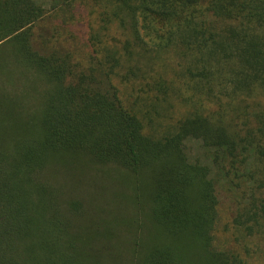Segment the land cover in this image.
Returning <instances> with one entry per match:
<instances>
[{
	"label": "trees",
	"instance_id": "16d2710c",
	"mask_svg": "<svg viewBox=\"0 0 264 264\" xmlns=\"http://www.w3.org/2000/svg\"><path fill=\"white\" fill-rule=\"evenodd\" d=\"M51 11L66 38L38 1L0 0V264H264V0Z\"/></svg>",
	"mask_w": 264,
	"mask_h": 264
},
{
	"label": "rangeland",
	"instance_id": "374dc122",
	"mask_svg": "<svg viewBox=\"0 0 264 264\" xmlns=\"http://www.w3.org/2000/svg\"><path fill=\"white\" fill-rule=\"evenodd\" d=\"M36 1H38L41 5H43L45 7V10L48 11L46 13V18H45L46 20L41 23L38 30L41 31V33H43L44 35H46V37H49L47 39H51L53 37L52 33L54 29H57V31L60 29L59 34L62 35L63 38H66V32L63 30L62 19L60 15L54 14L51 11V7L54 5V0H36ZM67 36L70 39L71 33L68 34ZM84 45H85V42H84ZM67 46H68V43L66 42V47ZM80 46H83V45L81 44ZM70 47L71 45L68 48ZM122 88L123 86H121V89ZM173 105L175 107L174 108L175 115L180 114V112L183 110L182 105L177 101ZM186 146H187V152H188L189 158L192 162H196L199 160L205 161L204 160L205 152L202 148L201 142L196 141V140H189L187 141ZM107 187L109 190V197L112 199H117L118 204L113 210L108 211L110 215H115V216L107 215L106 218L101 217L98 219V224L108 229L112 237L113 235L117 237V234L120 230L121 225L124 223L126 219H128L127 217H129V214H130V212L123 205V202H122L123 199H125L126 201L128 200L127 195L129 196V191L126 188V186L123 183H121L119 180L110 181ZM219 198L221 202L220 212L222 216V222L220 225V229L224 231L225 230L224 225L228 223L231 217H233V214L235 213L234 211L236 210V206L239 203L240 198L234 195L232 192H229L228 186H222L219 188ZM246 202H248V200ZM93 213L98 214L99 210H95ZM117 216H120L122 218H117ZM123 218H125V220H123ZM118 247L121 248L119 245ZM118 247H115L114 251L116 249H119ZM254 264H258L257 260H254Z\"/></svg>",
	"mask_w": 264,
	"mask_h": 264
}]
</instances>
